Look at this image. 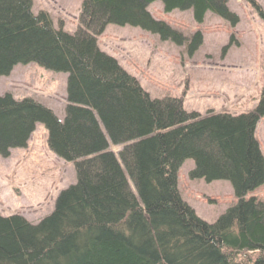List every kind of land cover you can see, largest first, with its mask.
<instances>
[{"label": "trees", "instance_id": "16d2710c", "mask_svg": "<svg viewBox=\"0 0 264 264\" xmlns=\"http://www.w3.org/2000/svg\"><path fill=\"white\" fill-rule=\"evenodd\" d=\"M155 1L83 0L79 27L68 33L48 12L35 14L33 0H0V77L32 62L68 75L63 121L32 97L0 94V155L26 146L41 122L50 150L72 162L77 177L37 224L0 214V264H264V201L246 198L264 185L256 137L264 88L250 112L203 116L182 98H152L98 45L112 23L141 27L193 55L201 32L187 37L153 18ZM160 1L167 13L192 10L197 24L209 12L239 23L229 0ZM111 144L121 146L118 154ZM187 159L192 179L232 185L237 201L213 223L180 192Z\"/></svg>", "mask_w": 264, "mask_h": 264}, {"label": "rangeland", "instance_id": "374dc122", "mask_svg": "<svg viewBox=\"0 0 264 264\" xmlns=\"http://www.w3.org/2000/svg\"><path fill=\"white\" fill-rule=\"evenodd\" d=\"M83 0H33L35 14L46 11L54 26L74 33L79 27ZM230 10L239 23L229 22L209 12L197 24L192 10L165 12L160 0L148 10L161 20L191 37L201 32L203 42L190 55L186 46H177L141 27L108 24L97 37L101 50L111 55L130 74L137 77L152 98L176 96L187 111L203 116L209 112L234 115L250 112L257 106L264 88V0H229ZM67 73L48 70L37 63L18 64L8 76L0 77V94L15 99L32 97L53 110L63 121L66 116ZM47 128L38 122L24 147L0 155V214L20 215L37 224L54 210L62 190L75 184L76 171L50 150ZM264 154V117L256 128ZM118 154L121 146L110 145ZM195 163L187 159L179 170V189L184 198L205 221L213 223L236 203L227 180L192 179ZM264 201V185L246 198ZM255 253L251 254L254 255Z\"/></svg>", "mask_w": 264, "mask_h": 264}]
</instances>
